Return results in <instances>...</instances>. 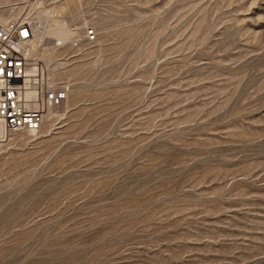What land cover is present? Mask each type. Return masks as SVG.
Returning a JSON list of instances; mask_svg holds the SVG:
<instances>
[{"label": "rangeland", "instance_id": "rangeland-1", "mask_svg": "<svg viewBox=\"0 0 264 264\" xmlns=\"http://www.w3.org/2000/svg\"><path fill=\"white\" fill-rule=\"evenodd\" d=\"M36 1L0 21L95 40L42 36L69 97L0 144V264H264V0Z\"/></svg>", "mask_w": 264, "mask_h": 264}, {"label": "built area", "instance_id": "built-area-1", "mask_svg": "<svg viewBox=\"0 0 264 264\" xmlns=\"http://www.w3.org/2000/svg\"><path fill=\"white\" fill-rule=\"evenodd\" d=\"M33 31L25 16L0 22V144L10 136L39 130L47 112L67 100L69 87L55 83L40 61L32 60ZM88 29L69 41L71 49L92 43Z\"/></svg>", "mask_w": 264, "mask_h": 264}, {"label": "bare ground", "instance_id": "bare-ground-1", "mask_svg": "<svg viewBox=\"0 0 264 264\" xmlns=\"http://www.w3.org/2000/svg\"><path fill=\"white\" fill-rule=\"evenodd\" d=\"M42 6H43V0H37L36 3L35 2H34V4L32 3L31 8H32V10L38 11V9H40ZM17 9L18 8H11L10 9V14H9L8 17H5V16H1V17L4 18L5 20L12 21V20H14V19L17 18V16H15L16 13H17L16 12ZM42 12H46V10L44 9V10H42ZM44 14H46V13H44ZM49 15H50V13H49ZM26 19H27L28 23L30 24V26L32 28V31H33V37H32V40H31V50H30L28 56L32 60H35V61H39V58H40L39 53L41 51L43 52V50H41V51L39 50V45H40L42 36L45 33L51 34V35H53L55 37L56 42H57L56 43V46L63 45L65 43L69 42L72 38H75V37H78V36L82 35L81 33H78V31H76L75 29H73L72 28V25L69 24V23H67V21H65L63 18H62V20H59L57 18L51 17L50 19L48 18V19H45L43 21L41 19H39L35 23H30L29 20H28V18H26ZM2 21H0V22H2ZM7 22H9V21H3V23H7ZM50 56L51 55L48 53L46 55V57H45V62L47 64L50 63V62H47V61L51 60V57ZM41 59H42V57H41ZM47 64L45 66H47ZM60 65H61V63H57L53 67L56 70H59L60 69L59 68ZM68 97H69V95H68ZM57 111L58 110H50V111H48V113L46 115V118L47 117H55V116H57L58 115L57 114ZM39 130H37V131H31V132H26V133L36 134Z\"/></svg>", "mask_w": 264, "mask_h": 264}]
</instances>
